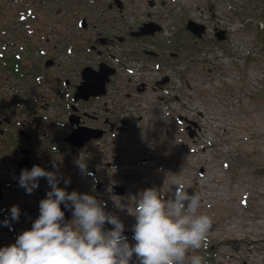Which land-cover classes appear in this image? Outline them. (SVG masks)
Returning a JSON list of instances; mask_svg holds the SVG:
<instances>
[{
	"label": "rangeland",
	"instance_id": "obj_1",
	"mask_svg": "<svg viewBox=\"0 0 264 264\" xmlns=\"http://www.w3.org/2000/svg\"><path fill=\"white\" fill-rule=\"evenodd\" d=\"M142 1L137 0L135 18L149 10L148 0L140 4ZM155 1L157 20L172 33L178 58L171 59L173 67L166 64L160 69L148 62L151 70L143 71L140 56L132 53L130 70L125 68L116 80L131 77L132 82L150 81L165 74L164 66L171 67V81L165 89L137 96L143 119L133 125L136 140L124 141L131 147L129 151H134L125 156L132 174L130 193L109 199L105 209L121 214L133 227L136 220L130 213H134L138 194L153 187L164 192L174 190V175L182 173L186 188L199 189V211L213 221L205 245L190 250L188 255L202 256L204 264H264V32L258 26L264 23L261 2ZM22 4L21 0H0V53L4 56L19 49L27 35V25L17 23L14 17ZM236 10L247 18L240 32L249 41V35L254 37L252 48L257 45V55L249 60H243L249 54L236 55L225 40L216 41V35L204 33L197 37L185 28L187 20L193 18L206 24L209 31L215 23L235 31L238 25L229 24L227 19L232 23L242 20ZM160 38L156 35L151 40ZM164 41L169 42V38ZM14 77L3 71L0 90L9 93L7 83L15 82ZM158 95L164 99L158 100ZM179 115L195 121V136L188 134L186 122ZM9 218L7 214L0 218L8 221L7 227L12 224ZM7 227L0 225V248L14 244L20 235L13 229L12 234ZM128 242L135 244L133 238ZM130 264H139L135 254Z\"/></svg>",
	"mask_w": 264,
	"mask_h": 264
},
{
	"label": "flooded vegetation",
	"instance_id": "obj_2",
	"mask_svg": "<svg viewBox=\"0 0 264 264\" xmlns=\"http://www.w3.org/2000/svg\"><path fill=\"white\" fill-rule=\"evenodd\" d=\"M22 2L14 17L27 25V35L13 54L0 53V77L6 70L15 76V82L7 83L9 93L0 90V218L11 216L12 206L19 208V219L9 218L12 224L6 226L12 234V229L22 234L32 228L40 201L51 191L47 179L40 178L39 187L27 194L18 183L22 169L30 171L36 165L55 171V162L63 179L70 180L58 187L69 193L89 194L104 203L129 195L132 174L125 156L134 151L124 141L135 139L133 125L143 119L137 96L165 89L171 67L164 66L166 74L150 81L116 80L125 68L130 70L132 53L140 56L143 71L151 70L148 62L160 69L173 67L171 59L178 58L172 33L161 21L135 18L137 0ZM148 22L156 27L153 33L136 34ZM156 35L161 38L151 40ZM77 129L88 132V138L70 140ZM81 155L94 176L74 164ZM104 210L118 217L124 235L133 238V227L121 214ZM72 218L71 214L68 221ZM0 225L5 226L2 219Z\"/></svg>",
	"mask_w": 264,
	"mask_h": 264
},
{
	"label": "clouds",
	"instance_id": "obj_3",
	"mask_svg": "<svg viewBox=\"0 0 264 264\" xmlns=\"http://www.w3.org/2000/svg\"><path fill=\"white\" fill-rule=\"evenodd\" d=\"M74 164L87 176L83 155ZM55 171H45L34 165L22 169L19 186L31 194L45 178L51 188L39 203V217L30 230L20 234L16 242L0 248V264H130L133 254L139 264H204L200 255H188L205 245L212 228V218L199 211L201 197L186 190L182 173L174 175L168 192L155 187L143 190L135 200L133 226L135 241L130 245L124 224L105 212L106 204L89 194L67 192L58 187L63 179L55 162ZM72 211L73 218L65 222L61 204ZM19 208L12 206L11 218L18 220ZM105 223L113 225L111 230ZM7 226L8 221H4Z\"/></svg>",
	"mask_w": 264,
	"mask_h": 264
},
{
	"label": "built area",
	"instance_id": "obj_4",
	"mask_svg": "<svg viewBox=\"0 0 264 264\" xmlns=\"http://www.w3.org/2000/svg\"><path fill=\"white\" fill-rule=\"evenodd\" d=\"M146 1V0H145ZM145 1H142L141 3L142 4H145ZM148 6H149V10L142 15L141 18H145V17H151V18H154L157 20L158 16H159V9H158V5L154 4V5H149V0H148ZM242 20H238L237 22L235 23H232L230 22L228 19H227V22H229V24H234V25H238V27L236 28L235 31H231L230 29L228 28H219L218 24H214L213 28L211 31H209L208 27L206 26V24L200 22V21H196L194 19V21L198 22V23H202L205 25V35L206 34H210V35H216V31L219 30V29H225V43L227 44V46L231 49V51L233 53H235L236 55H239V54H249V56L247 57H243V60H245L246 58L249 60L252 55L256 56L257 53H258V49L257 48V45H256V48H252V46L254 45L255 43V40H254V37L249 35V40L245 39V37L243 36V34L240 32L243 27H246V19L245 18H240ZM193 20V18H192ZM258 26L260 28V30L264 29V23L262 22L260 24V22L258 23ZM213 31V33H212ZM237 34V36H234V34ZM233 36H234V39H233ZM243 38V40H242ZM246 46V52L244 51H240L238 52L242 47ZM170 71H166V73ZM165 73V74H166ZM168 73V74H169ZM257 77V76H255Z\"/></svg>",
	"mask_w": 264,
	"mask_h": 264
},
{
	"label": "water",
	"instance_id": "obj_5",
	"mask_svg": "<svg viewBox=\"0 0 264 264\" xmlns=\"http://www.w3.org/2000/svg\"><path fill=\"white\" fill-rule=\"evenodd\" d=\"M153 23V22H152ZM154 24V23H153ZM146 25V26H145ZM144 26L141 27V29L139 31L136 32V34L140 35V34H145V33H153V28H156L154 27L151 22H148L147 24H145ZM149 27H151V29H149ZM185 28L190 31L191 33H193L194 35L198 36V37H201L205 31V25L202 24V23H198L192 19H189L185 25ZM216 37L217 39H224L226 37L225 35V29H219L216 31ZM167 81V78H163V80H161L162 83L166 82ZM77 96V95H76ZM179 119H183L185 120L188 125L186 127L187 131H188V134L193 137L195 136V132H194V129H193V126L196 125V123L193 121V120H189L187 117H183V116H179ZM87 136H89V133L86 132L85 130H82V129H77L75 130L70 136H69V139H83V141L85 140V138H88ZM82 141V142H83ZM186 190L189 191V193L191 194L192 192L196 191L199 193V189L198 188H195L193 186L191 187H188L186 188ZM61 210L64 211L65 213V222L68 221L69 217L71 216L72 214V211L68 208H65L64 204L62 203L61 204ZM106 225V223H105ZM104 225V226H105ZM114 226L113 225H110V230L113 228ZM124 234V233H123Z\"/></svg>",
	"mask_w": 264,
	"mask_h": 264
},
{
	"label": "trees",
	"instance_id": "obj_6",
	"mask_svg": "<svg viewBox=\"0 0 264 264\" xmlns=\"http://www.w3.org/2000/svg\"><path fill=\"white\" fill-rule=\"evenodd\" d=\"M261 3H260V6H261V11H262V20H264V0H259ZM236 12H237V14H239L240 16H242V18H244V17H246V16H243L242 14H241V11L240 10H236ZM246 14V13H245ZM257 15V14H256ZM255 15V16H256ZM248 16V15H247ZM257 17L259 18V16L257 15ZM261 31H263L264 32V29H262ZM264 35V34H263Z\"/></svg>",
	"mask_w": 264,
	"mask_h": 264
}]
</instances>
